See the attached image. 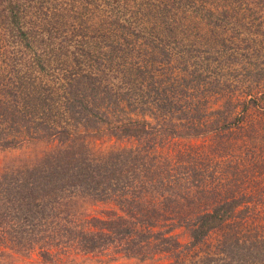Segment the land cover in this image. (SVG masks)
<instances>
[{"label":"trees","instance_id":"obj_1","mask_svg":"<svg viewBox=\"0 0 264 264\" xmlns=\"http://www.w3.org/2000/svg\"><path fill=\"white\" fill-rule=\"evenodd\" d=\"M243 3L141 30L0 0V150H27L0 167V264H264V8L239 32Z\"/></svg>","mask_w":264,"mask_h":264},{"label":"rangeland","instance_id":"obj_2","mask_svg":"<svg viewBox=\"0 0 264 264\" xmlns=\"http://www.w3.org/2000/svg\"><path fill=\"white\" fill-rule=\"evenodd\" d=\"M68 0H48V3L52 7L59 6L63 3H67ZM88 5L86 6L88 9L86 12H84L85 17H91L94 25H97V22H102L103 19L108 18V20L112 19L113 17H119L121 20H124L126 22H133L137 18H140L144 20L140 28L141 30H150L151 27L154 26L152 23L155 21L154 18L157 19V22L160 21L162 18L167 19L170 23L181 21L184 19H187L189 22L193 19H199L204 15V11L206 10L205 7L211 8L214 7L217 0H202L201 2H198L195 0L194 3L183 1V0H132L131 1V7L130 10H126L123 2H117V0H87ZM222 1V0H219ZM245 3H243L239 10L238 6H236L235 9L236 13L238 14L241 21L244 22V25H241L239 28V32H245L251 30L253 28V24L250 23L251 20L254 19L255 22H257L260 18L263 12L261 11V8H264V6H260L262 2H259V0H244ZM248 2V3H247ZM215 4V5H211ZM64 5V4H63ZM211 5V6H210ZM233 5H238L237 2H235ZM205 6V7H204ZM253 8H260L253 10ZM159 10V11H158ZM232 10V11H233ZM244 18L245 21L242 19ZM78 23V21H76ZM232 26L229 24L228 29H230ZM233 28V27H232ZM234 29V28H233ZM44 34L37 35V39L41 40L43 38ZM13 47H9L11 49ZM189 143L195 145L199 150V146H204V144H209V141L206 140V138H198L194 140H188ZM185 143V141H172L169 143V147L175 149L179 144ZM95 144L98 145L99 148L105 149L109 145H118V146H129L133 144V141L130 140H123L121 142H117L114 144L113 140H100L97 141ZM168 150V146H166ZM203 148H201L202 150ZM27 153L26 149H16V150H0V167L4 165L7 162H11L14 158L22 157ZM106 208L102 204H96L95 207L91 206L89 214H101V211ZM177 233L180 236V239L182 241L186 240V234L180 230H177ZM214 237V236H213ZM78 261H82L83 264H140L134 259H129L125 257L118 256L116 254L114 255H96V256H90V255H83L78 256ZM20 264H39L38 259L36 256H30V257H17L16 259Z\"/></svg>","mask_w":264,"mask_h":264}]
</instances>
